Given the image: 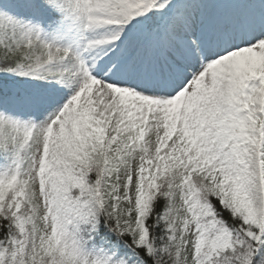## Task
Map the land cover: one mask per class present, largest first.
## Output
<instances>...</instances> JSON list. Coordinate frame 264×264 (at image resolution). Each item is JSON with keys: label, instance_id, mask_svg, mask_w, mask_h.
I'll list each match as a JSON object with an SVG mask.
<instances>
[{"label": "snow or ice", "instance_id": "6c2138e0", "mask_svg": "<svg viewBox=\"0 0 264 264\" xmlns=\"http://www.w3.org/2000/svg\"><path fill=\"white\" fill-rule=\"evenodd\" d=\"M0 264H264V0H0Z\"/></svg>", "mask_w": 264, "mask_h": 264}]
</instances>
